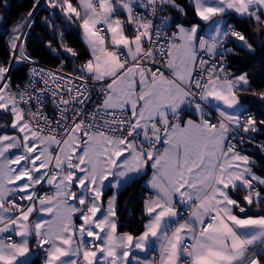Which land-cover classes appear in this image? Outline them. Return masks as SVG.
I'll return each instance as SVG.
<instances>
[{"label":"snow or ice","instance_id":"6c2138e0","mask_svg":"<svg viewBox=\"0 0 264 264\" xmlns=\"http://www.w3.org/2000/svg\"><path fill=\"white\" fill-rule=\"evenodd\" d=\"M190 7L186 25L174 21L188 15L177 0H35L14 25L0 63V113L11 117L0 130V264H264V174L238 150L264 127V89L226 59L255 51L228 21L264 33V0ZM41 9L60 47L46 46L79 59L62 18L88 58L71 72L63 60L30 67L13 89V64H37L27 37ZM149 169L142 231L120 232L118 194Z\"/></svg>","mask_w":264,"mask_h":264},{"label":"trees","instance_id":"16d2710c","mask_svg":"<svg viewBox=\"0 0 264 264\" xmlns=\"http://www.w3.org/2000/svg\"><path fill=\"white\" fill-rule=\"evenodd\" d=\"M183 2V0H177ZM34 0H0V63H4L10 60L11 53L7 45L6 37L12 33V29L17 22H22L27 16L28 11L31 9ZM7 5L5 7L4 5ZM186 10L188 15L182 17L184 22L195 21L194 14L191 11V7L187 4ZM48 14V10L41 9L35 14L36 23L27 37V52L35 60L48 65H55L59 62L60 57L65 59L68 65L75 64L87 57V52L81 40L80 31L76 26L68 24L63 21L62 18L57 19V24L61 31H64L65 42L73 48H77L80 53L79 59H74L65 54L62 49L60 57L51 53L50 49L46 46V41L51 40L53 47L59 49L58 33L51 32L42 19ZM236 28H238L248 39V42L254 46L255 51L249 52L247 50H241L236 48L235 55H229L228 68L233 73L247 71L253 88L257 91L264 89V33H257L254 29L253 23L247 19H240L238 17L235 20H231ZM68 25L67 29L64 27ZM9 41V39H8ZM227 45H232L228 43ZM236 44L232 46L235 47ZM26 73V67L18 64H13L11 71L12 85L16 82H20ZM4 113H0L1 120H4ZM255 118L257 121L264 119V109H261L257 105ZM2 121L0 122V126ZM1 130V129H0ZM254 135L264 138V127L259 128L258 132ZM255 159L254 171L258 174H264V156L257 151L248 152ZM137 178L135 182L122 188L117 197L118 211L117 217L119 219V231L120 232H132L133 234H139L143 228V199L148 194L147 189L144 187L143 180ZM108 194L106 191L105 196ZM253 212L256 210L253 209Z\"/></svg>","mask_w":264,"mask_h":264},{"label":"built area","instance_id":"2783aa9c","mask_svg":"<svg viewBox=\"0 0 264 264\" xmlns=\"http://www.w3.org/2000/svg\"><path fill=\"white\" fill-rule=\"evenodd\" d=\"M34 2H35V0H34ZM42 3H43V0H42ZM64 27L67 29L68 25H65ZM236 30H237V31H240L238 28H236ZM240 32H241V31H240ZM10 35H11V34H9V35L6 37V41H7L8 48H9V44H8V40H7V39L9 38ZM233 40H234V38H233ZM74 49L78 52V49H77V48H74ZM9 50H10V48H9ZM50 51H51V50H50ZM51 53H53V52L51 51ZM53 54H55L56 56L60 57V52H59V54H57V53H53ZM87 58H88V55H87V57H86L85 59H87ZM10 59H11V58H10ZM85 59H83V60H81V61H79V62H77V63H75V64H71V65H68L67 62H66V60L63 59V58H61V57H60L59 62H58L57 64H55V65H48V64L42 63V62H40V61H38V60H35V59H34V60L37 62L36 65H30V64H27V63H20V64H18V65H20V66H25V67H26V73H25L24 78H23L20 82H16V83H14V84L12 85V87H13V89H15V87H16L17 85L23 87L25 84L28 83V76H29V68H30V67L38 66V67H40V68H46V69H51V70L55 71L56 69L59 68V66H60V64H61V61L63 60V61H65V64H64L65 72H71V71L73 70V68H74L76 65L80 64V63L83 62ZM226 59H227V58H226ZM227 66H228V60H227ZM37 86H38V87H43L42 84H39V85H37ZM45 112H46L50 117L56 115L55 110L53 109V106H52V104H51V102H50V98H49V102L47 103V106H46V108H45ZM247 136H252V137H254V138H255V142L249 143V142L246 141L245 143L239 145V149H238V150H239V151H242V152H244V153H246V154H248V152H251V151H254V150H255V151H257L259 154H261L262 156H264V151H262L261 148L258 146L259 144L264 143V138L258 137V136H256V135H254L253 133H251V134H247ZM248 155H251V154H248ZM251 156H252V155H251ZM254 161H255V159H254ZM44 190L47 191L48 189L45 188Z\"/></svg>","mask_w":264,"mask_h":264},{"label":"crops","instance_id":"0c3cea01","mask_svg":"<svg viewBox=\"0 0 264 264\" xmlns=\"http://www.w3.org/2000/svg\"><path fill=\"white\" fill-rule=\"evenodd\" d=\"M177 3H179L181 6H183V7H185L186 8V4L188 5V6H190V0H183V2H180V1H177ZM172 15H173V17H174V21H179V20H182V16H180L179 15V13H177V12H175V11H173L172 12ZM239 18V17H238ZM219 19V18H218ZM193 22H196V21H193ZM229 23H233L231 20H229L228 21ZM186 23V25H188V24H190V23H192V22H185ZM202 28H204V29H206L207 28V25H205V24H202ZM82 40V39H81ZM83 43V42H82ZM237 42H235V40H233V42H232V45H227V47H229V48H232V46L234 45V44H236ZM84 45V44H83ZM85 47V46H84ZM86 50V49H85ZM87 52V51H86ZM88 54V53H87ZM240 73V72H239ZM238 73V74H239ZM4 115H5V117H4V120H1V118H0V122L2 121V124H1V126H0V129L1 130H6V131H9V132H11V129H10V127L9 128H7V129H3V125L5 124V122H7L9 125H10V122H11V117H10V114H7V113H4ZM193 118H195V117H193ZM248 134H251V133H248ZM241 153L242 154H244V152H242L241 151ZM150 175H151V170L149 169V172H148V175H146V177L144 178V180H143V184L145 185L146 184V182H147V180L149 179V177H150ZM47 188V187H46ZM146 188V187H145ZM147 189V188H146ZM108 191V194L104 197V199H105V202L107 201V198L108 197H110V196H112L113 195V191L112 190H107ZM147 191L149 192V190L147 189ZM138 235V234H137ZM152 254L151 253H149V256H151Z\"/></svg>","mask_w":264,"mask_h":264},{"label":"rangeland","instance_id":"374dc122","mask_svg":"<svg viewBox=\"0 0 264 264\" xmlns=\"http://www.w3.org/2000/svg\"><path fill=\"white\" fill-rule=\"evenodd\" d=\"M8 40V39H7ZM8 44H9V41H8ZM244 154H246V153H244ZM246 155H248V154H246ZM253 161H254V157L253 156H251V155H248ZM257 173V172H256ZM258 174V173H257Z\"/></svg>","mask_w":264,"mask_h":264}]
</instances>
